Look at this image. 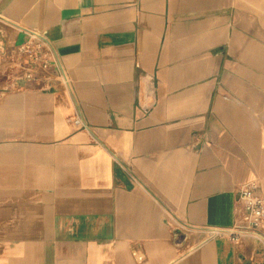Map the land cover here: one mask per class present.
Instances as JSON below:
<instances>
[{"label": "crops", "instance_id": "crops-1", "mask_svg": "<svg viewBox=\"0 0 264 264\" xmlns=\"http://www.w3.org/2000/svg\"><path fill=\"white\" fill-rule=\"evenodd\" d=\"M37 41L61 73L23 77ZM248 182L264 0H0V264H264L213 232Z\"/></svg>", "mask_w": 264, "mask_h": 264}, {"label": "built area", "instance_id": "built-area-1", "mask_svg": "<svg viewBox=\"0 0 264 264\" xmlns=\"http://www.w3.org/2000/svg\"><path fill=\"white\" fill-rule=\"evenodd\" d=\"M44 42H25L21 44L18 50V58L15 66L20 70L25 78H32L30 68L37 65L42 60L41 67L45 70L57 69L61 73L59 63L56 60L55 65H51L46 58L48 51H44ZM29 68V69H28ZM238 200L241 204L240 221L231 227L224 229H214L215 233H223L233 241H239L243 233L255 235L256 230L264 226V198L260 194L258 185L254 182L243 184L238 192Z\"/></svg>", "mask_w": 264, "mask_h": 264}]
</instances>
